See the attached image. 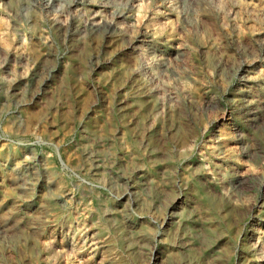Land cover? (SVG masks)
Returning a JSON list of instances; mask_svg holds the SVG:
<instances>
[{
	"label": "rangeland",
	"instance_id": "1",
	"mask_svg": "<svg viewBox=\"0 0 264 264\" xmlns=\"http://www.w3.org/2000/svg\"><path fill=\"white\" fill-rule=\"evenodd\" d=\"M0 264H264V0H0Z\"/></svg>",
	"mask_w": 264,
	"mask_h": 264
}]
</instances>
